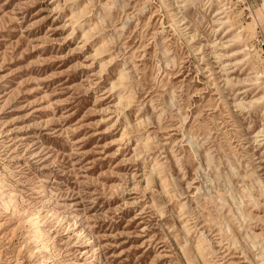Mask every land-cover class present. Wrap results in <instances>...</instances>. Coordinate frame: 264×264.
Segmentation results:
<instances>
[{
  "label": "rangeland",
  "instance_id": "rangeland-1",
  "mask_svg": "<svg viewBox=\"0 0 264 264\" xmlns=\"http://www.w3.org/2000/svg\"><path fill=\"white\" fill-rule=\"evenodd\" d=\"M261 30L264 0H0V264H264Z\"/></svg>",
  "mask_w": 264,
  "mask_h": 264
},
{
  "label": "built area",
  "instance_id": "built-area-1",
  "mask_svg": "<svg viewBox=\"0 0 264 264\" xmlns=\"http://www.w3.org/2000/svg\"><path fill=\"white\" fill-rule=\"evenodd\" d=\"M255 45L258 49L262 50L264 47V36L258 31L257 38L255 40Z\"/></svg>",
  "mask_w": 264,
  "mask_h": 264
},
{
  "label": "crops",
  "instance_id": "crops-1",
  "mask_svg": "<svg viewBox=\"0 0 264 264\" xmlns=\"http://www.w3.org/2000/svg\"><path fill=\"white\" fill-rule=\"evenodd\" d=\"M260 4H261V3H260ZM260 32H261V34L264 36V32H263L262 30H261Z\"/></svg>",
  "mask_w": 264,
  "mask_h": 264
}]
</instances>
